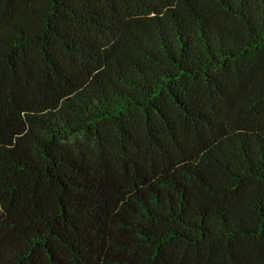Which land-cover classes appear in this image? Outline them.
<instances>
[{
    "label": "trees",
    "instance_id": "trees-1",
    "mask_svg": "<svg viewBox=\"0 0 264 264\" xmlns=\"http://www.w3.org/2000/svg\"><path fill=\"white\" fill-rule=\"evenodd\" d=\"M0 264H264V0H0Z\"/></svg>",
    "mask_w": 264,
    "mask_h": 264
}]
</instances>
